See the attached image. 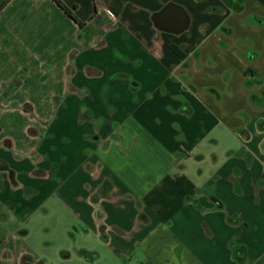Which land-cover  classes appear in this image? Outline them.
<instances>
[{
	"label": "crops",
	"instance_id": "crops-1",
	"mask_svg": "<svg viewBox=\"0 0 264 264\" xmlns=\"http://www.w3.org/2000/svg\"><path fill=\"white\" fill-rule=\"evenodd\" d=\"M62 2L0 10V264H264V0Z\"/></svg>",
	"mask_w": 264,
	"mask_h": 264
},
{
	"label": "rangeland",
	"instance_id": "rangeland-1",
	"mask_svg": "<svg viewBox=\"0 0 264 264\" xmlns=\"http://www.w3.org/2000/svg\"><path fill=\"white\" fill-rule=\"evenodd\" d=\"M17 33L19 34V32H17ZM10 36L11 35H9L8 32H0V38H2V39H7L8 41H10ZM7 45L9 47L16 46V44H14V42L9 43ZM20 46L21 45L19 42V44L16 46V50L18 49V51L15 50V52H13V53L6 52L5 47L4 46L1 47V49H0V76L1 77L2 76L4 77L8 74H10V76L13 75L15 73V70H16L15 67L16 66H17V69H19V71H18L19 74H21V75L26 74V72L23 70V68L20 67V66L25 65V63H27L25 55L23 57L21 56V53L19 50V49H21V48H19ZM20 60H22V61H20ZM15 87L16 86H14V82H11V84L3 85L2 89H3V92H8L9 91L8 88L13 89ZM205 164L206 163L202 164L201 166L205 167ZM195 166L193 167L192 173L197 175L198 171L196 169L197 167L195 168ZM36 241H37V245H39L40 247H43L42 242H40L38 240H36ZM35 262L38 264H59L60 262H66L67 264H73V262H77V261L74 257H73L72 261H64L63 259H61V256H59V254L56 253L55 255L43 256L42 258L40 257Z\"/></svg>",
	"mask_w": 264,
	"mask_h": 264
},
{
	"label": "trees",
	"instance_id": "trees-1",
	"mask_svg": "<svg viewBox=\"0 0 264 264\" xmlns=\"http://www.w3.org/2000/svg\"><path fill=\"white\" fill-rule=\"evenodd\" d=\"M7 1L8 0H5L2 4H0V9L7 3ZM62 10H64L66 13H67V15H69L78 25H80V26H82L83 25V22H80V21H78L75 17H74V15L72 14V12H71V10H69L64 4H63V2H62V0H53ZM253 19L254 20H256V22H258V23H262V22H259L258 21V18L257 17H254L253 16ZM228 33H229V30H228ZM248 73L250 72V70H248L247 71ZM258 82H259V80H258ZM245 84H248V80L246 81V83ZM252 98H254V96L252 95L251 96V99ZM262 103H264V102H262ZM262 121V122H261ZM259 122V124H261V123H263L264 124V120H259L258 121ZM104 183H106V182H104ZM209 199L213 202V204L215 205V207L217 208V209H222L223 208V203H222V201L221 200H219L216 196H214V195H209ZM21 264H38V263H36L29 255H27V254H24V255H22V257H21Z\"/></svg>",
	"mask_w": 264,
	"mask_h": 264
},
{
	"label": "water",
	"instance_id": "water-1",
	"mask_svg": "<svg viewBox=\"0 0 264 264\" xmlns=\"http://www.w3.org/2000/svg\"><path fill=\"white\" fill-rule=\"evenodd\" d=\"M172 6H166L161 12H159L156 16H158V22L163 20L167 17H169L170 19H173V21H176L177 24H179L180 26L182 25V27H185L188 23V19L187 16L185 15V13L183 11H175L174 12H170L167 11L168 9H170ZM173 13V14H170ZM171 16V17H170Z\"/></svg>",
	"mask_w": 264,
	"mask_h": 264
},
{
	"label": "built area",
	"instance_id": "built-area-1",
	"mask_svg": "<svg viewBox=\"0 0 264 264\" xmlns=\"http://www.w3.org/2000/svg\"><path fill=\"white\" fill-rule=\"evenodd\" d=\"M105 11H106V13L109 14L111 17H114V14H113V12H112L111 10L106 9ZM184 150L186 151V149H184Z\"/></svg>",
	"mask_w": 264,
	"mask_h": 264
}]
</instances>
